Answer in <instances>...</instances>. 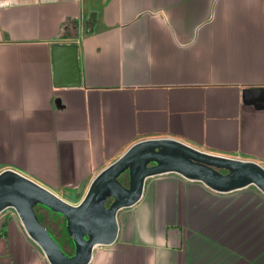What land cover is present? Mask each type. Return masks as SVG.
<instances>
[{
	"label": "crops",
	"instance_id": "obj_1",
	"mask_svg": "<svg viewBox=\"0 0 264 264\" xmlns=\"http://www.w3.org/2000/svg\"><path fill=\"white\" fill-rule=\"evenodd\" d=\"M57 43L77 50L55 55ZM258 86L264 0H0V171L59 195L83 196L146 137L264 162V102L245 97ZM118 221L117 239L96 245L89 264H264L255 184L218 191L152 175ZM0 264H51L4 210Z\"/></svg>",
	"mask_w": 264,
	"mask_h": 264
},
{
	"label": "water",
	"instance_id": "obj_2",
	"mask_svg": "<svg viewBox=\"0 0 264 264\" xmlns=\"http://www.w3.org/2000/svg\"><path fill=\"white\" fill-rule=\"evenodd\" d=\"M76 50L73 45L58 43L53 47L55 55L63 51L73 54ZM72 77L75 84L80 83L78 74ZM245 97L248 102H264V86L246 88ZM126 170L128 184L120 179ZM171 171L201 180L218 191L255 184L264 192V164L261 162L210 152L172 136H153L132 143L104 166L76 204L34 178L16 169L4 168L0 171V212L7 207L16 209L27 232L51 264H89L96 245L112 244L117 239L118 211L141 199L146 179ZM37 204L66 217V228L75 245L73 253H68L53 236L40 218Z\"/></svg>",
	"mask_w": 264,
	"mask_h": 264
},
{
	"label": "rangeland",
	"instance_id": "obj_3",
	"mask_svg": "<svg viewBox=\"0 0 264 264\" xmlns=\"http://www.w3.org/2000/svg\"><path fill=\"white\" fill-rule=\"evenodd\" d=\"M61 196H62L63 198H65L66 200L70 201L71 203L76 204V203H78V202L82 199V197H83L84 195H83V196L80 195V197H78V198H74V197H72V195H69V194H67V196H66V195H61ZM4 211H8V212L13 213L14 215L19 216L18 213H17V211H16V209H15L14 207H7L6 209H4ZM39 212H40V216H41V217L43 216L44 221L50 225V226H49V229H50V231L52 232L53 236H54V237H55L60 243H62V242H63V239H64V237H66V235H65L64 231H61V225H60V222H54V221H52L51 219H49V216H48L47 212H46L43 208H41V207L39 208ZM56 215H61V214L58 213V212L50 211V216L54 217V216H56ZM61 217H63V216L61 215ZM64 240H65V245H66V247H67L69 250H72V248H71L70 245H69V242H67V239H64ZM39 247H40V246H39ZM40 248H41V247H40ZM41 250L43 251L42 248H41ZM43 252H44V251H43Z\"/></svg>",
	"mask_w": 264,
	"mask_h": 264
},
{
	"label": "trees",
	"instance_id": "obj_4",
	"mask_svg": "<svg viewBox=\"0 0 264 264\" xmlns=\"http://www.w3.org/2000/svg\"><path fill=\"white\" fill-rule=\"evenodd\" d=\"M120 179L125 183V184H128L129 183V172H128V170H126V171H124V172H122V174L120 175ZM43 208L46 212H47V214H48V216H49V219H51L52 221H54L55 222V220H56V218H55V216L54 217H52L51 218V216H50V211H53V210H51V209H49V208H47V207H45V206H43V205H41V204H37L36 205V209H37V211H38V213H39V216H40V212H39V208ZM53 212H55V211H53ZM62 216H63V218H64V222L61 224V231H64V233H65V235L67 236V242H69V244L71 245V248L73 249V251L72 252H74V241H73V238H72V236L68 233V231H67V228H66V217L63 215V214H61ZM40 218L44 221V219H43V216L41 217L40 216ZM45 222V221H44ZM47 225V224H46ZM48 226V228H49V226L50 225H47Z\"/></svg>",
	"mask_w": 264,
	"mask_h": 264
},
{
	"label": "flooded vegetation",
	"instance_id": "obj_5",
	"mask_svg": "<svg viewBox=\"0 0 264 264\" xmlns=\"http://www.w3.org/2000/svg\"><path fill=\"white\" fill-rule=\"evenodd\" d=\"M222 171H224V172H226L227 171V169H224V168H222L221 169ZM57 216V215H56ZM56 216H55V218H56ZM59 216H61V215H59ZM51 218H52V216H51ZM62 218V220L61 219H56L55 220V222H59V221H61L60 222V225L64 222V218L63 217H61ZM64 239H67V236L66 237H64ZM63 239V242L61 243L62 244V246H63V248L68 252V253H73L72 251H73V249L72 250H69L67 247H66V245H65V240ZM70 245V244H69ZM75 246V245H74ZM70 247H71V245H70ZM74 251H75V247H74Z\"/></svg>",
	"mask_w": 264,
	"mask_h": 264
},
{
	"label": "built area",
	"instance_id": "obj_6",
	"mask_svg": "<svg viewBox=\"0 0 264 264\" xmlns=\"http://www.w3.org/2000/svg\"><path fill=\"white\" fill-rule=\"evenodd\" d=\"M77 41H79V40H77ZM262 164H264V162H262Z\"/></svg>",
	"mask_w": 264,
	"mask_h": 264
}]
</instances>
